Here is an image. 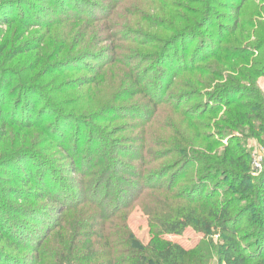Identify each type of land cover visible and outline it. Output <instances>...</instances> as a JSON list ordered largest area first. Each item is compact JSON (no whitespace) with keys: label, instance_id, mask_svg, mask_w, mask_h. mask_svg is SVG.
Masks as SVG:
<instances>
[{"label":"trees","instance_id":"obj_1","mask_svg":"<svg viewBox=\"0 0 264 264\" xmlns=\"http://www.w3.org/2000/svg\"><path fill=\"white\" fill-rule=\"evenodd\" d=\"M245 1L0 0V264H264V162L234 133L264 144V41L233 53H259L249 85L207 68ZM160 107L193 133L149 137ZM150 191L144 244L125 211Z\"/></svg>","mask_w":264,"mask_h":264},{"label":"rangeland","instance_id":"obj_2","mask_svg":"<svg viewBox=\"0 0 264 264\" xmlns=\"http://www.w3.org/2000/svg\"><path fill=\"white\" fill-rule=\"evenodd\" d=\"M238 19V24L234 27V29H232L231 27L232 22H229L226 26L227 29H224L222 33L223 36H227V39L229 41H232V38H236L234 44L229 43V47L233 49H227V52H231L232 54H227L228 56L222 57L220 59L225 64L223 65L222 63L217 62L215 58L207 61V68L212 70V73L218 76L214 81H219L218 83L221 84H225L227 82L225 81L226 78H231V81H235V83L240 81L244 85H249L241 78V76L250 72V69L253 67L251 63L257 59L259 53L255 52L254 54H243V57L241 56V58L233 56V53H245L244 46L264 41V0H246L241 7V12L239 13ZM10 31L11 29H9L7 26L0 25V42L9 34ZM61 36L62 34L59 32H57L56 35H53L54 38H59ZM215 38L217 39L218 37ZM238 43H240V45H238ZM48 45L51 52L56 51L60 46L58 42H50ZM240 47L241 50L243 49V51H239ZM79 69L80 68H77L76 70ZM247 70L249 71L246 72ZM251 77L254 78L253 75ZM220 78H222V80H220ZM186 81L187 80L184 78L183 83H185ZM255 81L256 85L264 91V76L260 75L256 77ZM193 88L198 89L199 86L194 85ZM159 109L160 110H158L157 113L154 114L152 120L150 121V124H148L147 128L144 130L149 137L152 136L153 138H164L173 130H176V128L182 131L184 135H190L193 133L191 131V128L187 130L186 124H183L185 122L180 121L181 117L179 116V113L176 112L173 114L172 111L167 107H160ZM223 112L224 107L219 112V115H223ZM117 121L120 120L118 119ZM238 132L240 133V135L238 136L239 141L242 144L243 149L249 155L250 172L252 175H256L263 167L264 144L260 143L256 138L249 136L245 130L235 131V135H238ZM148 149H146V152L148 151ZM60 156L61 155H59V157ZM59 163L63 164V168L65 167V169L63 170V174L66 175V177L67 175H69V177H72L70 176L68 171L66 172V167L70 165L71 160H67L63 155V160L59 161ZM152 163L157 162H150L149 165H151ZM148 194H150L148 198L144 200H142L143 198H139L128 210L125 211V213H129L126 214L127 219L124 225L129 230H131L134 233L135 237L144 244H146L149 240V227L147 219L148 215L146 213V209L152 207V205H154L155 203H158L163 195L162 192L158 191H150L148 192ZM164 237L169 240L179 242L186 249H193L195 245H199L202 243L201 241L203 235L201 233L193 231L191 228H186L180 235L166 234L164 235ZM212 239L216 242L218 239L217 235L213 234ZM27 263L29 264V261H27ZM32 264H34L33 260ZM210 264H217L214 258L212 259Z\"/></svg>","mask_w":264,"mask_h":264}]
</instances>
